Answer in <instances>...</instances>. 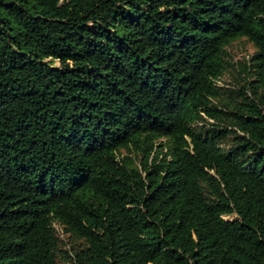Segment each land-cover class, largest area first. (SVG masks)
<instances>
[{
    "label": "trees",
    "instance_id": "16d2710c",
    "mask_svg": "<svg viewBox=\"0 0 264 264\" xmlns=\"http://www.w3.org/2000/svg\"><path fill=\"white\" fill-rule=\"evenodd\" d=\"M0 264H264V0H0Z\"/></svg>",
    "mask_w": 264,
    "mask_h": 264
},
{
    "label": "rangeland",
    "instance_id": "374dc122",
    "mask_svg": "<svg viewBox=\"0 0 264 264\" xmlns=\"http://www.w3.org/2000/svg\"><path fill=\"white\" fill-rule=\"evenodd\" d=\"M256 48L253 43L247 40L246 38H239L233 41L228 47V60L230 62L229 70L219 79L218 83L228 87V89L239 90L244 84L243 75L240 72L242 64L247 62L251 55L255 52ZM59 231H61V227ZM63 236V234L61 233ZM63 246L69 247V245L76 244V241L73 238L65 235Z\"/></svg>",
    "mask_w": 264,
    "mask_h": 264
}]
</instances>
